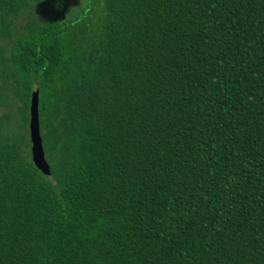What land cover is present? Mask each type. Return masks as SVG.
Segmentation results:
<instances>
[{
    "label": "trees",
    "instance_id": "obj_1",
    "mask_svg": "<svg viewBox=\"0 0 264 264\" xmlns=\"http://www.w3.org/2000/svg\"><path fill=\"white\" fill-rule=\"evenodd\" d=\"M69 1L0 0V264H264V0Z\"/></svg>",
    "mask_w": 264,
    "mask_h": 264
},
{
    "label": "water",
    "instance_id": "obj_2",
    "mask_svg": "<svg viewBox=\"0 0 264 264\" xmlns=\"http://www.w3.org/2000/svg\"><path fill=\"white\" fill-rule=\"evenodd\" d=\"M40 98L38 92L33 93L30 104V140L31 154L35 166L49 179L51 176V167L46 159L43 139L41 136L40 114H39Z\"/></svg>",
    "mask_w": 264,
    "mask_h": 264
},
{
    "label": "rangeland",
    "instance_id": "obj_3",
    "mask_svg": "<svg viewBox=\"0 0 264 264\" xmlns=\"http://www.w3.org/2000/svg\"><path fill=\"white\" fill-rule=\"evenodd\" d=\"M69 4H70V5H74V3H73L71 0L69 1ZM69 4L63 6L62 9L59 8V9H58V12H59L60 14L64 13L66 16L69 17V16L71 15V10H72L71 7L69 6ZM82 6H84L83 3H82L81 5H79L78 7H76L75 9H79V8L82 7ZM48 13H49V12H48ZM0 45L3 46L4 43H0ZM2 61H3V55H2V51L0 50V63H1ZM3 68H4V67H3L2 65H0V88L2 87ZM4 94H5V93L2 92V91L0 90V103H4L5 100H6V97H5ZM3 109H4V108H0V110H3ZM12 109H14V110H12L13 112H16L15 108H12ZM18 121L21 123V125L24 124V121L22 120V116H21L20 113L18 114Z\"/></svg>",
    "mask_w": 264,
    "mask_h": 264
}]
</instances>
